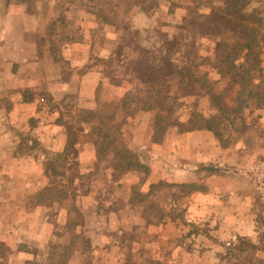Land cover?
Returning <instances> with one entry per match:
<instances>
[{
  "label": "crops",
  "instance_id": "0c3cea01",
  "mask_svg": "<svg viewBox=\"0 0 264 264\" xmlns=\"http://www.w3.org/2000/svg\"><path fill=\"white\" fill-rule=\"evenodd\" d=\"M17 7L18 14H20H16V21L12 23L11 31H7V35L5 31L4 36L0 37V54L3 57L0 62L6 67L5 74L10 73L11 75L16 65L18 71L24 72V77L18 80L19 85L16 84L13 90H7V87L4 89L5 94L9 91L16 94L11 104L7 105L0 94V112L2 110L7 112L11 117L10 121L7 120L10 126L28 130L46 150L53 153L63 152L65 149L68 151L69 135L67 128L58 120L59 117L52 122L48 120L46 122V115H54V112L51 113L50 109L46 111L44 107L40 115L38 99L25 98L21 93L26 88L45 89L57 102L62 101L68 95H76L81 108L93 110L106 106L111 112L116 109L127 90L119 84V78L127 74L128 61L135 57H132L134 55L126 50L125 46L120 45V30L117 29L114 20H105V25L99 22L101 25L99 34L92 35L94 26L91 23L94 22L88 23L85 21L87 19L84 20V12L94 13L88 7L78 6L80 18L73 19L72 17L69 22L66 21L68 22L66 32L81 30L77 37L69 33L59 37V32L64 30L60 29L59 25L55 26V28L58 27L55 36H51L47 32L50 23L43 22L42 24L39 19L36 20L39 16L33 13V6H30L31 9L27 4ZM162 8L165 7L162 5ZM179 8L184 9L178 6L177 10L173 9V12L179 14L181 12ZM158 10L163 9H156L155 12ZM69 11H71V6L66 5V13ZM22 12L24 14H21ZM133 13H135L134 16ZM132 14L130 25L137 24L139 28H146L151 23L150 17L154 22V17L142 9L137 8ZM103 26L106 32L100 30ZM51 41L62 44L57 49V53L50 48ZM62 58L66 60L64 65L63 61L59 62ZM120 61H126V66L122 67ZM9 68L10 71H8ZM257 110L259 114L257 120L251 121L247 132L227 148L222 147L214 134L207 129L180 131L177 127H170L164 139L161 142H155L152 138V129L139 134L138 131L142 127L138 128L130 148L138 151L144 161L151 164L152 170L146 185L166 179L180 182H202L207 187L204 191H196L186 196L188 201L184 204L183 226H179V220L171 219L159 225H149L142 236L144 244L150 242L152 238L156 241L162 240L164 243H170L171 238L174 237L176 241L171 243L173 246L170 250H174L176 254L180 250L183 252L179 258L180 262L184 259L182 264H223L221 245L228 244L229 240L238 236L258 241L259 233L256 230L254 218L247 212V207L254 196L253 190L255 193V189L261 190L264 186L263 180L259 183L251 173L264 165V107L260 106ZM146 115L148 113L145 112ZM34 117L38 119L37 126L32 128L29 124L25 125L27 120ZM3 123V121L0 122V126L4 125ZM82 123L84 126L83 140L75 143L77 149L72 153L74 157L72 163L76 164L79 172L84 174L94 170L97 155L92 132H90L92 121L86 120ZM22 124L25 126L22 127ZM8 129H10L9 126ZM17 139V136L7 129L0 131V158H3L1 154L3 153L9 159L8 162L12 164L7 166L8 163L4 164L0 160V165L4 166L7 171L18 173L20 180H17L18 187L24 190L26 194L24 196L28 197L43 190L50 182L43 164L46 156L43 150H36L32 155L16 153L15 150L20 143ZM249 140L254 143L250 149L247 145ZM10 143L13 146H10ZM6 144H8V150L5 148ZM262 173L264 175V172ZM132 174L123 175L120 180V189L128 191V196L123 200L127 207L133 206L131 195H129L131 186L135 183L130 177ZM21 180L24 183H21ZM74 185L77 187L76 204L87 221L85 233H89L92 238L96 235L105 237V233L100 231L103 223L88 229L87 216L91 212L90 219L94 218L100 222L104 218L107 219L108 213L101 207L100 211L99 209L94 210L97 208L98 199H93V191L89 194H82L81 187H84L82 180L76 179ZM69 199V197L66 198V207L56 201H50L53 205L45 202L37 204L30 212L28 224L23 223L20 227L12 228L7 236L8 239L6 236L1 238L0 235V241L7 242L11 248L8 253V264H18L17 260L25 251L21 248L24 246L22 244L30 245L33 239L40 243L49 242V236L57 230L56 226L59 223L66 225L68 229V221L72 213ZM85 202L90 205L83 204ZM87 207L90 208L89 211L86 210ZM142 209H144L143 206ZM110 214L113 215L115 212L111 211ZM203 220L207 221L206 225L215 224L209 234H201L200 230L196 234L192 231L194 227L192 230L187 229L194 223L199 225ZM48 231L52 232V235H47ZM208 237L212 239L209 245L211 248H203L191 243V238L209 241ZM180 238L182 240H179ZM155 240L150 243H155ZM186 240L190 243H186ZM95 243L100 250L107 247L105 244ZM185 243L188 244L187 248L184 247ZM19 264L30 263L20 261Z\"/></svg>",
  "mask_w": 264,
  "mask_h": 264
},
{
  "label": "rangeland",
  "instance_id": "374dc122",
  "mask_svg": "<svg viewBox=\"0 0 264 264\" xmlns=\"http://www.w3.org/2000/svg\"><path fill=\"white\" fill-rule=\"evenodd\" d=\"M26 4L29 5V9H31L30 6H33V13L39 16L36 20L39 19L42 24L43 22L50 23L47 27V32L51 36H55L58 30V27L55 28L57 25H59L60 29H64L63 32H59V37L62 35L65 36L66 33H69V35L75 34L76 37L80 34L81 30L79 31L78 29L75 31L68 30V32H66V26L70 18H80V13L77 10L78 6L88 7L94 12L93 14L95 16H93L92 13L88 14V12H84V20L87 19L85 21L88 23L94 22L91 23L92 26H94L92 35L99 34V28L101 26L99 22L105 25V20H114L117 29L120 30V45L125 46L124 48L134 55L132 57H135L133 60L129 59L128 61L127 74L119 78V84L127 89L122 97L126 96L131 91L135 92L143 81L141 76L142 66L139 62L144 56V51L151 50L155 52L159 48L166 49L171 42V38L181 31L183 25L185 26L186 21L191 16V11H195L196 14L199 15V13H208L211 8L210 0H0V27L2 28L0 37L4 36L5 31V35H7V31H11V25L13 22L15 23L16 14H18L17 6ZM37 5L38 7H36ZM66 5L71 6V11H69V13H66ZM162 5L165 8H162ZM178 6L184 7V9L179 8V11H181L179 14L178 12H173V9H176ZM137 8L144 10L146 13H150V16L154 17V22L152 21V17H150L151 23L146 28H139L137 24L130 25V16L133 10ZM263 8L264 0H240L239 10L242 11V13L245 12L248 17L251 16L254 11L261 12ZM156 9L163 10L155 12ZM136 13H138V11H136ZM21 14L24 13L22 12ZM134 14L135 13L132 15L134 16ZM27 19L30 20L29 18ZM100 30H102V32L105 31L104 26L103 29ZM226 37L229 38V35L225 32H223L222 35L215 31H207L206 34H203L201 37V45L198 50V58L196 59L198 63L203 60L211 62L208 65L205 64L203 67H207L211 80L217 82L215 87L218 91L225 88L228 78L222 75L221 70L213 68L211 64L216 57H222V49L219 51L218 44H220L221 39L224 41ZM50 43V48L54 50V53H57V49L60 48L62 44L52 41ZM1 56L0 54V60H3ZM56 57H58V55H56ZM64 59L65 58L59 59V62L63 61V65L66 62ZM121 65L122 67L126 66V61H122ZM14 66L12 70L13 73L7 75L5 74L6 67L0 62V94L4 102H7V105L12 103L11 101L16 94H14L13 91H9V93L5 94L6 91H4V89L7 87V90H13L16 84L19 85L18 80L24 77V72L18 71L19 69H17L16 65ZM8 71H10V68ZM163 86L166 91L180 97V104L176 109V116L179 119L188 121L193 118V115L199 113L206 117H212L217 113V108L213 106V102L210 100L209 96H185L183 87L179 84L177 77H170ZM21 94L22 96L24 94L25 98L38 99V107L41 111L40 115H42L44 107L46 111L50 109L51 113L54 112V115H46V122L47 120L52 122L59 117L58 120L67 128L69 135L68 152L70 158L73 157L72 153L77 149L75 143L79 140H83L82 130L84 126L82 122L86 120L90 122H95V120L98 122L102 120L106 121L109 120L108 118H110L115 111L109 112L110 110L106 106L98 107L93 110L81 108L79 105L80 101H78L76 95H68L62 101L57 102L54 100L53 96L50 95V92L45 89L41 90L40 88L38 90L36 88H26ZM233 99L232 94V96L228 98L227 103L233 105ZM259 107V105H255L245 111V118L248 125L251 121L257 120L259 116L257 109H259ZM7 110L9 112L10 108L8 107ZM94 110L96 116L90 115V111ZM145 112L148 113V115L145 116ZM142 116L144 117L142 118ZM155 117L156 110L138 111L129 117L122 126L123 143L130 148L135 132L141 127L143 129H139V134L146 133V131L152 129L154 135L153 124ZM10 118L8 113L4 110L0 112V122H4V125L0 126V131L3 132L4 129H7V131H11L14 136H17V141H21V136L29 133V131L10 126L11 124L7 122V120L10 121ZM31 119H34V121L31 122ZM27 124H29V126H37L38 119L35 117L30 118L27 120V123H25V125ZM141 124H143V126H141ZM25 125L22 124V127ZM8 126L10 129H8ZM242 127L243 122L238 120L234 127V129H238V131L233 130L234 135H229V133L226 132L227 137L229 135L233 138V143H236L237 140L244 135L239 131ZM90 132H92V129H90ZM247 145H249L248 149H250V147L254 146V143L252 140H249ZM10 146H13V144L10 143ZM5 148L8 150V144H6ZM4 152L6 151L4 150ZM15 152L24 154L23 151L20 150H15ZM1 154L3 155V158H0L2 163H8L6 164L7 166L12 165L11 162H8L9 159H7L3 153ZM52 157L54 156L50 155V158ZM70 158L66 160V163L63 157H58L55 161V167L61 173H65L66 171V167H63L64 165L66 166L68 163L71 165L73 171L69 173L66 172L69 176L75 171H79L78 166L73 164V160ZM112 163V158L110 157L102 162L98 169L85 174L82 178L84 187H81L83 195L93 191V199H98V204H96L97 208L94 210L99 209L100 211V209L103 208L104 211L108 213L107 219L104 218L100 222H97L94 218H92V220L90 219L91 216H89V214L91 212L88 213L87 216L89 224L88 229L103 223V227L100 228V231L105 233V237H98V235H96L95 238H92L89 236V233H85L87 221L82 216L76 204V190L72 191V188L66 187L67 182L64 175L54 174L52 178L50 177V181L66 187V193H68L70 198L69 205L72 207L71 224H74V226L70 230L66 229V225L64 226L59 223L56 226L57 230L53 233L50 231L47 232V235L53 234L49 236V242L40 243L38 240L36 242V240L33 239L30 245L26 243L22 244L24 246H21V248L25 251L22 252V256L17 260L18 264L20 261L30 264H50L55 262L56 259H59V261H66V258L69 260L70 264H126L128 260L132 261L134 264H163V262L164 264H182V262H184V259H182V262L179 261L182 255L181 253H183L181 250L178 254H176L174 250H170V247L173 246L171 243H174L176 238L172 237L170 243H164L162 240L156 241L152 238L149 240L150 242H154L155 240V243L152 244L150 242L144 244V240L142 239L143 234L146 233L148 229L146 225V207L142 209L143 203L151 201L169 209L171 204L178 202V199H176L177 197L172 196L175 191H177V188H168L164 184L153 190L150 195H145L153 182L147 185L146 183L141 184L139 182V174L137 175L134 173L130 177H132V181L135 183L131 186V194L129 193L133 206L127 207L126 202L123 200L128 196V191L120 189V180L123 178V175L113 169ZM260 167L261 168L251 171L253 178H256L259 183L261 180L264 182V175H262V172H264V165ZM17 180L20 181L18 173L7 171L4 169V166L0 165L1 238L6 236V239H8L9 237L7 236L12 228L16 226L20 227L23 223L28 224L30 212L33 211V208L39 203L45 202L46 204L53 205V202L50 201H56L57 203L64 204L66 207V199L63 200V198L59 197L58 191H53L52 196H48L49 193H47V191L44 193L38 191L25 197L24 195L26 194H24V190L18 187ZM162 181L169 183L165 180ZM157 182L155 181L154 183ZM21 183H24L23 180H21ZM133 188L139 191V195H135L134 197V194H132ZM261 190L255 189V193L253 190L254 196H252L251 203L247 207V212L254 218L256 230L259 233L258 241L255 242L251 238L238 236L235 239L229 240L228 244L221 245V253L224 259L223 264H264V245L262 243V235L264 233V193ZM141 201H143L142 204H140ZM186 201H188V198L186 199V197H184L180 204V209H183V216L185 215L184 204ZM83 204L87 206L90 205L86 202ZM55 205L57 206V204ZM86 210L89 211L90 208L87 207ZM111 211L115 212V214L111 215ZM176 220H179V226L184 222V218ZM206 223L207 221L203 220L199 225L194 223L190 226L191 228L187 227V229L192 230L194 227L192 231L196 234H198L199 230L202 232L201 234H209V232L213 230L215 224L206 225ZM208 238L209 241L202 239L194 240L191 238V243L193 245H199V247L211 248L209 245L212 239H210V237ZM239 239L254 244L255 247L246 246L248 250L242 255H230V253L234 251L237 252L238 248L243 247ZM179 240L182 239L180 238ZM95 242L105 244L107 247L100 250ZM186 243L190 242L186 240ZM186 243L184 247L187 248L188 244ZM67 246L71 247V249L67 251L66 257ZM10 249V245L7 242L0 241V264H8V253Z\"/></svg>",
  "mask_w": 264,
  "mask_h": 264
},
{
  "label": "trees",
  "instance_id": "16d2710c",
  "mask_svg": "<svg viewBox=\"0 0 264 264\" xmlns=\"http://www.w3.org/2000/svg\"><path fill=\"white\" fill-rule=\"evenodd\" d=\"M210 2L211 8L208 13H199L198 15L195 11H191V16L185 26L183 25L181 31L171 38L166 49L159 48L155 52L144 51V56L139 62L142 66L141 76L143 79L140 87L135 92H129L119 101L114 113L108 118L109 120L92 121L93 143L97 155V162L92 171L98 169L102 162L111 157L112 167L115 171L122 175L139 174V182L146 183L151 174V164L144 161L138 151L126 146L122 139V126L129 117L138 111L156 110L153 124V140L155 142H161L170 127H179L180 131L207 129L214 134L222 147L227 148L234 144L233 138L229 135H234V131H238V129H234L236 121L243 122V127L239 131L243 134L247 132L249 125L246 122L245 111L255 105L264 107V8L261 12L254 11L248 17L245 12L242 13L239 10L240 0H210ZM209 30L222 35L225 32L229 35V38L226 37L224 41L221 39L218 44L219 51L222 49V57H216L211 64L213 68L221 70L222 75L228 78L225 88L219 91L215 87L217 82L211 80L207 67H203L211 62L203 60L198 63L196 61L201 37ZM170 77L178 78L185 96H209L213 106L217 108V113L212 117H206L199 113L193 115V118L188 121L179 119L176 116V109L180 104V97L166 91L163 86ZM232 94L234 104L229 105L227 100ZM94 112L95 110L90 111V115L96 116ZM32 121L34 119H31ZM226 132L229 133L228 137ZM16 150L23 151L26 155H32L36 150H43L46 156L43 163L45 174L49 179L54 174L64 175L67 182L66 187L72 188V191L77 190L74 185L75 180H82L83 176L87 174L75 171L71 172L73 174L69 176L67 173L73 171L69 163L63 166L66 167L65 173L59 172L55 167V161L58 157H63L66 163V160L70 158L69 152L66 149L58 153L46 150L30 132L21 136ZM50 155L54 157L50 158ZM164 184L168 188H177L172 196L177 197L178 202L171 204L169 209L151 201L144 202L147 226L159 225L168 219L184 218L183 209H180L182 198L193 192L207 189L202 182L161 179L157 183H151L149 191L145 195H150L153 190ZM66 187L50 181L40 193L47 191L48 196H52L53 191H58V196L64 200L69 197ZM261 191L264 193V186ZM132 194L135 197V195H139V191L133 188ZM73 226L70 218L68 229L71 230ZM239 241L243 247L238 248L237 252L234 251L230 255H242L248 250L246 246L255 247L254 244L245 242L243 239H239ZM262 243L264 245V233ZM70 249L71 247L67 246L66 257L67 251ZM50 264H70V262L66 258V261L56 259ZM126 264L134 263L128 260Z\"/></svg>",
  "mask_w": 264,
  "mask_h": 264
}]
</instances>
